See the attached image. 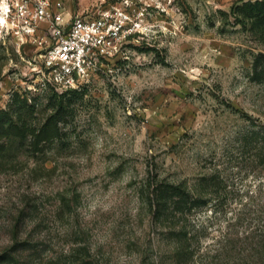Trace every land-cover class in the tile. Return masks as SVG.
Wrapping results in <instances>:
<instances>
[{"label":"rangeland","instance_id":"rangeland-1","mask_svg":"<svg viewBox=\"0 0 264 264\" xmlns=\"http://www.w3.org/2000/svg\"><path fill=\"white\" fill-rule=\"evenodd\" d=\"M256 1L134 0L127 58L77 87L0 33L2 121L29 129L0 131V264H264V21L233 12Z\"/></svg>","mask_w":264,"mask_h":264},{"label":"built area","instance_id":"built-area-1","mask_svg":"<svg viewBox=\"0 0 264 264\" xmlns=\"http://www.w3.org/2000/svg\"><path fill=\"white\" fill-rule=\"evenodd\" d=\"M6 3L8 12H0V33L6 32L19 45L33 46L39 72L66 88L111 72L115 61L127 58L129 43L142 32L140 12L132 9L134 0L68 16L54 0Z\"/></svg>","mask_w":264,"mask_h":264},{"label":"trees","instance_id":"trees-1","mask_svg":"<svg viewBox=\"0 0 264 264\" xmlns=\"http://www.w3.org/2000/svg\"><path fill=\"white\" fill-rule=\"evenodd\" d=\"M235 14L238 15L239 12H244V14L247 17H252L253 20L255 19H260L262 21H264V0H257L255 3L252 2H245L242 6H237V8H234L233 11ZM73 94H77V90H73L72 91ZM65 95H62L61 100H60V105L59 108L52 113L48 118L47 121L44 123V125L37 130H34L33 136H34V140H36V144L34 146V151L39 152L41 151V149H38V144L40 142H42V140L44 138H49L50 140H55L56 138L60 137L61 134V127L59 125L60 121L63 119V117L66 115V109L64 108L65 103L63 99ZM55 99V98H54ZM56 99H58L56 97ZM9 115V112H0V131L1 132H5V130H13L15 129V132L13 134H15L16 136H19L21 139L26 138L29 132L28 127L26 126V124L22 125V126H18L12 123H6L5 120L2 121L3 117L6 115ZM65 114V115H64ZM7 115V116H8ZM9 134H11L12 132H8ZM258 133V132H257ZM258 134H262L263 138H264V131H260ZM260 162L264 163V148L261 149L260 151V156H259ZM177 202V201H176ZM22 256H20L21 259ZM15 259L14 260V264H33V260L31 259L30 256L27 257V260H23L22 259ZM26 259V258H24ZM8 260V259H7ZM23 262V263H21ZM37 264H43L42 262L37 263Z\"/></svg>","mask_w":264,"mask_h":264},{"label":"crops","instance_id":"crops-1","mask_svg":"<svg viewBox=\"0 0 264 264\" xmlns=\"http://www.w3.org/2000/svg\"><path fill=\"white\" fill-rule=\"evenodd\" d=\"M99 0H54L55 4H57L60 8H63L68 13H79L84 14L89 11L95 10L96 2Z\"/></svg>","mask_w":264,"mask_h":264},{"label":"clouds","instance_id":"clouds-1","mask_svg":"<svg viewBox=\"0 0 264 264\" xmlns=\"http://www.w3.org/2000/svg\"><path fill=\"white\" fill-rule=\"evenodd\" d=\"M0 12L7 13L8 12V5L6 3V0H0ZM3 23V17L0 16V24Z\"/></svg>","mask_w":264,"mask_h":264}]
</instances>
